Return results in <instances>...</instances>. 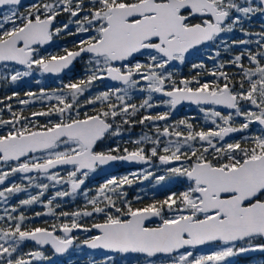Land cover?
I'll list each match as a JSON object with an SVG mask.
<instances>
[{
	"label": "snow or ice",
	"instance_id": "obj_1",
	"mask_svg": "<svg viewBox=\"0 0 264 264\" xmlns=\"http://www.w3.org/2000/svg\"><path fill=\"white\" fill-rule=\"evenodd\" d=\"M62 14L68 15L69 22L57 27ZM257 14L264 17V0H35L27 6L22 0H0V66L8 73H0V79L16 83L37 71L59 75L78 58L88 57L84 77L50 92L25 93L34 99L55 100L56 104L31 116L57 115V121L39 124L13 111L10 104L6 107L11 118H0V128L7 129L0 134V164L8 165L0 170V186L17 174L26 181L0 187L4 205L0 264L51 260L45 246L54 255L72 248L103 251L101 258L91 256L87 264H116L109 253L139 254L145 257L143 264H165L167 258L170 264H234L232 257L264 254V27L258 32L244 27ZM72 24L74 31L69 30ZM235 32L243 38L223 35ZM62 33L79 37L74 47L41 55L40 46ZM213 44L217 45L209 56L216 61L213 69H206L201 61L192 68L204 71L178 81L174 78L169 70L173 62L184 64L188 56ZM234 47L240 51L230 60H217L220 48L230 53ZM226 65L237 71H224ZM204 75L213 79L202 80ZM104 80L121 86H109L81 103L80 97ZM137 93H147L139 104L131 102ZM154 94L164 99L153 103ZM18 95L13 92L5 99ZM183 102L196 105L214 127L197 130L181 119L161 129L156 122H166L171 109ZM19 103L28 105L30 100ZM86 105L92 106V114L85 112L81 118L79 110ZM160 106L169 110L131 120L141 109ZM148 122L155 127V137L145 134L126 142L135 145L131 150L119 143L96 150L110 137L120 136L123 125ZM154 158L158 165H153ZM114 162L149 168L111 176L91 198L83 191L84 209L59 213V217H70V223L26 226L30 218L21 208L43 204L47 212H36V217L56 216L52 205L57 198L79 194L90 173ZM154 167L162 174L151 170ZM56 169H64L66 175ZM41 177L50 183L38 182ZM143 180H154L157 186L187 181V186L182 191L169 188L164 199L133 208L122 189ZM64 184L68 190L55 191L47 202L41 200L49 188ZM29 188L39 191L9 204ZM94 214L103 215V222L90 227L79 222ZM153 218L159 223L149 226ZM93 229L98 234L79 243L72 235L74 230ZM29 241L38 247L24 252ZM206 244L215 250L206 255L188 250ZM157 257L165 259L157 261Z\"/></svg>",
	"mask_w": 264,
	"mask_h": 264
},
{
	"label": "trees",
	"instance_id": "obj_2",
	"mask_svg": "<svg viewBox=\"0 0 264 264\" xmlns=\"http://www.w3.org/2000/svg\"><path fill=\"white\" fill-rule=\"evenodd\" d=\"M59 19H61V21H58ZM68 20V15L67 14H62L60 15L58 18H57V22H55V26H60V24L62 22H65ZM55 38L57 39V42L56 44H60L63 48L64 47H68L69 49H72L74 47V41H76L78 39L77 36H70V35H67L65 33H62L60 36H55ZM75 39V40H74ZM214 46V49L216 50L217 49V45L213 44ZM239 52L238 48H233L232 51L229 53V52H224L223 51V48H220V56L219 57H222V56H226V55H229V54H237ZM201 56V54H200ZM81 60V59H80ZM80 60H78L76 62V65L74 67V72L72 74H65L63 75L61 78H60V83L59 84H56L57 86H60V88L62 87V84H65V83H69V82H75L79 77L82 78L85 76V74L83 75V73L85 72L84 69L86 67V64L82 61V62H79ZM203 63L206 64L208 61H211V59H209V57L207 56H204L203 59H202ZM192 64L193 62H189V61H186L184 64H181L180 67L178 68V71H173L174 72V78L176 79L177 78V81L180 79V78H183V77H192L194 75H196V73L198 71H204V70H201V69H193L192 68ZM230 68V72L229 73H232V72H235L237 71V69H235V67L233 66H229ZM44 77H50L51 79H56L55 77H51L49 75H45L43 74ZM202 79V77H201ZM98 82V81H97ZM96 82V83H97ZM51 83H53V81L51 80L48 85H42V86H38L37 85V90L40 91L41 89H45V90H48L51 86ZM94 84V86L92 87V89L89 91V92H86L84 94V96L80 97V100H81V103H83V101L85 99H87L89 96H92V95H95L97 94L98 92L100 91H104L105 90V87L102 88L101 84L99 83L98 85L97 84ZM9 83H6V80H3V83L1 85V90H0V101H3L2 103H0V114H1V118L3 119H10L11 118V113L8 111L6 105H11V106H14L15 104L18 103V100L21 99V97L25 96V93L31 89V88H34L36 86L37 83H34L31 78L29 77H26V78H23L22 80H20V83H17V84H11V85H8ZM21 89V90H19ZM18 91L17 93L19 94L17 97H13L11 100H8V99H5L6 97H9L11 92H16ZM134 100H138V98H134ZM16 101V102H15ZM43 104L38 106V107H32V106H29V107H26L24 108V110L20 111L23 113L24 116L26 117H29L30 118V114L33 112V111H40V110H47V108L50 106V105H54L56 104V101H51V103H49V105H44V102H42ZM97 107H99V104L96 105ZM88 108V105L84 106V107H81L80 108V116L82 117L83 114L86 112L85 109ZM157 109L154 108V111H156ZM85 111V112H84ZM87 112L89 114L92 113V110H87ZM145 112L148 114L149 112L145 111L144 109H141L140 112L136 113L134 116L131 117V120L132 121H139V119L141 118V116L143 114H145ZM153 113V112H152ZM74 114V113H73ZM52 120H55L58 118L57 115H53L52 117ZM50 119L49 117H37L36 119H34L33 121H37L39 124H44L47 122V120ZM198 120L200 123H202V128H206V125L205 123H203L204 120H202L201 118L198 117ZM118 122H119V118H118ZM150 127V126H148ZM198 129H200V127H198ZM140 130H147L144 125H141L139 123H133L132 125H123L122 127V132H121V135L119 136L120 138L118 140H114L116 141L117 143L120 144L121 148L123 147H128L130 150L132 148H134L132 146V143H126V142H129V141H132L133 137H137V132L140 131ZM3 134V133H1ZM111 145V144H109ZM125 169V168H123ZM141 183V182H140ZM142 184V183H141ZM140 185L139 183H135L133 186H128V185H124V199H126L127 201L131 202V205L133 208H141L143 207L145 204H148V203H151L154 199L156 200H162L164 199L168 194H169V188L171 189V191H178L176 190V187L179 185V184H176V183H172L170 186H167L165 187L163 190H161L159 193H156V194H153V195H137V186ZM33 190H35L33 188ZM51 191V189H49L45 195L43 196V199H45L46 197V194L49 193ZM25 193H20L14 197H12L11 199L13 200H10L11 205L14 204V201L16 198L18 197H22L24 196ZM137 197H139V199H137ZM76 202H66L64 203L63 201H60L59 204H56L54 203L52 205L53 209L54 210H64L65 212H73V211H76V210H82L86 207V204H82V200L81 198L77 197L76 198ZM16 204V202H15ZM119 206H122V205H119ZM4 207L3 204H0V209H2ZM39 207V205H32L31 207L29 208H21L20 211L24 212L25 215H29L28 213V210H33L35 208ZM88 207V210H91V206H87ZM42 209H44V207L42 206ZM0 214H2V211H0ZM29 217V216H28ZM30 219L27 220L25 223H26V226H32V227H47L40 219H33L32 217H29ZM81 220H85V221H82V224L85 225V226H88L90 227L92 223H97L99 221H102L103 220V215H93V217H81ZM85 234H94L93 231L91 232H88V233H85ZM83 234L82 237H86V235ZM23 251H28V249L24 248L23 247ZM119 255V254H118ZM120 256V255H119ZM33 264H37V262L33 261ZM50 264H54V263H50ZM56 264V263H55ZM72 264H87L86 262L85 263H81V262H73ZM264 264V262H263Z\"/></svg>",
	"mask_w": 264,
	"mask_h": 264
},
{
	"label": "rangeland",
	"instance_id": "obj_3",
	"mask_svg": "<svg viewBox=\"0 0 264 264\" xmlns=\"http://www.w3.org/2000/svg\"><path fill=\"white\" fill-rule=\"evenodd\" d=\"M34 2H35V0H33L31 3H34ZM31 3H29V4H31ZM21 10H23V7L21 8ZM58 21H61V19H59ZM68 22L69 21L67 20V21L62 22V23H68ZM69 30L70 31H74L75 30V25L74 24L70 25V29ZM223 35L229 36L231 34H223ZM78 39H79V37H78ZM213 46L214 45H212L211 47H208L207 49H204L203 51L200 52V54H201V56L199 57L200 58V61L203 59L204 56L209 57L210 55H214L215 54V49H214ZM62 49H63V47L60 44H56V45H54V46H52L50 48H46V49L40 48V54L41 55H46L48 53H58V52H61ZM231 58L232 57H230L229 60ZM87 59H85V61H84L85 64H86ZM138 59L143 60L144 57H138ZM223 59H224V57H218L217 58V60L220 61V62H223L224 61ZM210 62L216 63V61H213V60H211ZM198 63H199V61H198ZM180 65H181L180 63H176L174 65V67L171 68V69H169V70L170 71H178V68L180 67ZM226 66L229 67L230 65H226ZM0 73H3V75H8V73L3 72L2 66H0ZM84 74H85V72L83 73V75ZM29 78H31V80L34 83H37L34 88H31V89L28 90V91H31V92H34V93H39L40 92V91H38L36 89L37 88V85L38 86L48 85V83L51 80L53 81V83H51V86L52 87H50L46 91L50 92L53 89H59L60 88V86H57L56 85V84H59L60 83V78L51 79L50 77H44V75L42 73H39L38 71L37 72H33V74L29 76ZM3 80L4 79H0V90H1V85L3 83ZM6 83H9L8 85H11V84L20 83V81H18L16 83H11L10 81H6ZM99 83H101V81H98L96 84L98 85ZM19 90H21V89H19ZM17 92L18 91H16V93ZM12 93L13 92H11L10 96H12ZM146 96H147V93H137V94L133 95V97L131 99V102L132 103L139 104L141 102V100L144 99ZM134 98H138V100H134ZM21 99H28V100H30V103L28 105H21L19 103V100H21ZM21 99L18 100V103L17 104H15L14 106H12V110L13 111L20 112V111L24 110V108L29 107V106L38 107V106H40V105L43 104L42 102H44V105H48L51 102V101H47V100H39V99L30 98V97H27L26 95L23 96V97H21ZM161 99H164V98L161 97V96H159V94H154V96H153V103H156V102L160 101ZM52 101H55V100H52ZM34 102H36V103H34ZM156 109H157L156 111H154V108L148 109V110H145V111H147V112H149L151 114H156V113H159V112H164V111H168L169 110L167 107H164V106L156 107ZM87 110H92V106L91 105H88V108H86L85 111H87ZM171 113H172L171 116L169 117V119L166 122L165 121H158V122H156V124L161 129H163V127L166 124L167 125H175L177 121H179L181 119H187V120H189V122H191L196 127L197 130H199L198 127L202 128V123L199 122L198 117L201 118L202 120H204L203 123H205L206 125H208V126H206V128H204V130H207L208 128L214 127V125L211 124V121L210 120L205 119L204 114L199 111V108L197 106L194 107V108H191V107L185 108V109L182 110L181 113L179 112L180 114H177V112L175 111V109H171ZM145 114H147V113L145 112ZM145 114H143V115H145ZM0 118H1V114H0ZM30 118H31L30 120H34L37 117H32L31 114H30ZM148 126H150V127H148ZM144 127L147 130H140V131H138L137 132V137H133L132 141L139 139L140 137L144 136L145 134H147L149 136L155 137V135H156L155 127H154V125L151 122H148L147 125H144ZM253 127L255 128L254 125H253ZM181 130H183L182 126H181ZM6 131H7V129L0 128V134L1 133H4ZM235 138L236 139H239L240 137L238 135ZM163 139H165V138H162V140ZM171 139L176 140L177 138L176 137H171ZM132 146L135 147L134 144H132ZM147 146L150 147L151 145H147ZM162 147H163V143L161 144V148ZM153 165H158V163H155ZM145 168H149V165L148 166H144L142 168H139L137 170H133L132 172L138 171V170H141V169H145ZM151 170L155 171L157 174H162V170L160 168H158V167H154ZM132 172H129V173H132ZM129 173H125L123 175H127ZM91 175H93V174H90V176ZM38 182H41V183H50L49 181H47L44 178L43 179H40ZM103 182H104V180L100 184H102ZM137 182H141L142 183V184L139 183L140 185L137 186V189H138L137 195H139V196L140 195H143V194H145V195H153V194L159 193L165 187L170 186L172 184V183H169L166 186H157L155 184V181L154 180H143V181H137ZM185 182H187V181H185ZM185 182L183 184H179L180 186H182L179 191H182V190H184V188H186L187 183H185ZM100 184L98 185V187L100 186ZM133 185H134V183L131 186H133ZM98 187L91 188V189H89V188L83 189L82 191L79 192V194H76L74 196H69L68 198L71 199V200H73L74 198L79 197V198H81V200L83 202L82 204H86V198L83 195V191H87L88 198H91L92 196H95L97 194L96 193V189ZM49 189H51V191L53 193H55V191H57V190H68V185L67 184L57 185L55 188H49ZM38 191H39V189H38ZM122 191L124 192V187H123ZM32 192L33 191H28L26 193L23 192L25 194H24V196L21 197V199L27 198V196L29 194H32ZM51 196H53V195H48L47 196V200ZM65 198H67V197H64L62 199H65ZM37 205H39V207H41L43 204H37ZM85 235H86V237H89L90 236L89 234H85ZM188 250L193 251L194 255H201V254H205L206 255V254H209L211 251L215 250V247L213 245H211V246H204V247L195 248V249H188ZM25 252H27V251H25ZM103 255H104V253L94 252L92 250L85 249V248L82 249V250H78L76 248H72V249L69 250V255H67L66 258H64V259H61L62 258L61 256H59L60 257L59 258L58 256H55L54 255V256H49V257H51V260H47V261H36V262H37V264H50V263H54V264L55 263L56 264H72L73 262H81V263H85L86 262L87 263L89 257L95 256L96 258H101ZM109 255L114 256L115 261H116V264H137V261H139V264H143V262L145 260V257L142 256V255H126V256H121L119 254L120 255L119 256L116 253H109ZM156 259H157V261H159V260L165 259V258H163V257H157ZM230 259L232 261H234V257H232ZM165 264H170V258H167L165 260ZM245 264H256V262L251 261V262H247Z\"/></svg>",
	"mask_w": 264,
	"mask_h": 264
},
{
	"label": "flooded vegetation",
	"instance_id": "obj_4",
	"mask_svg": "<svg viewBox=\"0 0 264 264\" xmlns=\"http://www.w3.org/2000/svg\"><path fill=\"white\" fill-rule=\"evenodd\" d=\"M244 27L245 28H247L248 30H250V31H252V32H258V31H260L261 29H262V27H264V17H262V16H260L259 14H257L256 16H254V17H252V19H251V21L250 22H247V23H245V25H244ZM232 39H240V38H243L242 36H241V34L239 33V32H235V33H232L231 35H229ZM253 39H255V37H253ZM212 46V45H211ZM210 46V47H211ZM251 48H252V50L253 51H255L256 50V48H255V45H251L250 46ZM208 48V47H207ZM205 48H201V50H200V52L201 51H203ZM238 50L240 51V49L238 48ZM200 52L199 53H194L193 55H191V56H188L187 58H186V61H189V62H193V64L194 63H198V61L200 60ZM88 57H87V55H85L81 60L80 59H77L75 62H74V67H75V65H76V62L78 61V60H80L79 62H84L85 61V59H87ZM198 59V60H197ZM185 61V62H186ZM85 63V62H84ZM176 63H179V62H174L173 64L175 65ZM245 63H247V60H245ZM74 67H73V69H72V71H70V72H68V74H72L73 72H74ZM225 71H227L228 72V69L227 68H225ZM63 76V75H62ZM62 76H51V77H55V78H61ZM176 80H177V78H176ZM101 86H102V88L103 87H105V89H107L109 86H116V87H120L121 85H119L118 83L117 84H111V83H108L106 80H104V82L103 81H101ZM37 102V101H36ZM36 102H34V103H36ZM51 103V102H50ZM49 105V104H48ZM188 107H191V108H194V107H196V105H194V106H192V105H189V106H185V107H183V108H181V109H179V110H175L176 112H177V114H180L181 112H182V110L183 109H185V108H188ZM218 110H221V111H225L226 112V110L225 109H218ZM89 111V110H88ZM87 112V111H86ZM180 112V113H179ZM92 114V113H91ZM83 116H84V114H83ZM83 116L81 117V118H83ZM51 120H52V118H50ZM59 119V117L57 118V119H55V120H52V121H57ZM48 121H49V119L47 120V122L46 123H48ZM46 123H44V124H46ZM120 137L119 136H116V137H110L107 141H105V143L104 144H102V145H98L97 146V151H100V150H102V149H105L106 150V147L107 146H115L116 144H117V142L116 141H114L115 139L116 140H118ZM109 144H111V145H109ZM60 150H63V145H61V147H60ZM37 155H41V154H37ZM155 163H159L158 162V160H156L155 158L153 159V164H155ZM114 165L115 166H117L118 167V170H122L123 168H125L126 169V167H124L123 165H122V162H115L114 163ZM145 166H148V165H145ZM7 168H8V165H4V164H0V170H7ZM56 171H59L60 173H61V175H66V172H65V170L64 169H56ZM101 172H102V169H98L95 173H90V174H93V175H89V177L86 179V184H85V186L83 187V188H81V191L83 190V189H87V188H89V189H91V188H96V187H98V185L103 181V178H104V176H102L101 175ZM30 175H35V174H30ZM40 179H43V177H41ZM12 182H15V183H21V184H26V181H22L21 180V176H20V174H17V175H15V176H12V177H10L9 179H8V181H6V183H5V185H3V186H0V187H4V186H8V184H10V183H12ZM135 183H140V182H134V184ZM185 183H187V182H185ZM182 186H180V185H178L177 187H176V190H180V188H181ZM35 190H33V188H29L28 189V191H33L32 192V194L31 195H35V194H37V192H38V189H36V188H34ZM49 194H46V197H45V199H43V197L41 198V200L42 201H44V202H47V196H48ZM77 198V197H76ZM76 198H74L73 200H71V199H69L68 197L67 198H65V199H60V198H57L54 202H53V204L54 203H57V204H59L60 203V201H63L64 203H66V202H68V201H70V202H76ZM21 199V197H18V198H16L15 199V201H14V204L13 205H15V202H16V204L18 203V201ZM10 200H13V199H10ZM9 203H11V201H9ZM36 205V204H35ZM43 206V205H42ZM42 206L41 207H37V208H35V209H33L32 211L31 210H28V213H29V217H32L33 219H40L47 227H50L52 224H59V223H61V222H69L70 223V220H71V218L70 217H68V218H65V217H59V213L60 212H65L64 210H54L56 213H57V215L56 216H53V215H41V216H39V217H36L35 216V213L36 212H41V213H46L47 212V209L46 208H44V209H42ZM70 213V212H69ZM83 218V217H82ZM103 219H104V217H103ZM82 221H85V220H81L80 219V223L82 224ZM99 222H103V220L102 221H99ZM86 232H83V231H78V232H73L72 233V235L73 236H76V237H78V241H77V243H79V241H82V240H84V239H86V238H88V237H82V235L83 234H85ZM88 233V232H87ZM57 235H62V233H59V232H57L56 233ZM90 236H92V234H90ZM212 244H209V245H207V246H211ZM38 246H36L34 243H32V242H26L25 243V245H24V248H26V249H28V250H33V249H35V248H37ZM44 251H45V254H47V256H54V254H53V252H52V250H51V248H50V246H45L44 247V249H43ZM67 255H69V252H67V253H65L64 255H55V256H61L62 258L61 259H64V258H66V256ZM60 258V257H59ZM251 261H254V262H256V264H263V262H264V254H261V253H256V254H254V255H252V256H237V257H234V264H245V263H247V262H251Z\"/></svg>",
	"mask_w": 264,
	"mask_h": 264
},
{
	"label": "water",
	"instance_id": "obj_5",
	"mask_svg": "<svg viewBox=\"0 0 264 264\" xmlns=\"http://www.w3.org/2000/svg\"><path fill=\"white\" fill-rule=\"evenodd\" d=\"M30 1H32V0H22V5H25V4H27L28 2H30ZM55 43H56V39L53 38V40H52L49 44H47V45H43V46H40V47H42V48H48V47L53 46ZM74 62H75V61H74ZM173 63H174V62H173ZM73 67H74V63H73V66H72L69 70H65L64 72L60 73L59 75H54V74H48V75H51V76H61V75H64V74H66V73L72 71ZM106 81H107L108 83H111V84H117L116 82H112V81H110V80H106ZM189 105H192V104H190V103H188V102H183V103L177 105V107L175 108V110H179V109H181V108H183V107H185V106H189ZM192 106H194V105H192ZM254 126H255V125H254ZM255 127H256V126H255ZM236 135H237V134H235V136H236ZM114 163H115V162H114ZM114 163H113L112 165H110V166H106L105 168H103V169H102V172H101V175H102V176H108V175H111V174L115 173L116 171H118V167L115 166ZM122 165H123L124 167H137V166H142V165H144V164L122 162ZM85 184H86V181H85ZM85 184L82 185L81 188H83V187L85 186ZM157 223H159V221H158L157 219L153 218V220L149 223V226H155ZM78 231H80V230H74L73 232H78ZM92 231L94 232V235H97V234H98L97 231H96L95 229H93ZM29 242H30V241H29ZM32 243H34V242H32ZM206 245H209V244H206ZM206 245H200V246H197V247L206 246ZM85 249H87V248H85ZM89 250H90V249H89ZM92 251H93V250H92ZM181 251H183V249H182ZM95 252L103 253L102 250H96ZM256 253H258V252L245 253V254H242L241 256H252V255H254V254H256ZM63 255H64V254H63ZM128 255H139V254H128Z\"/></svg>",
	"mask_w": 264,
	"mask_h": 264
},
{
	"label": "built area",
	"instance_id": "obj_6",
	"mask_svg": "<svg viewBox=\"0 0 264 264\" xmlns=\"http://www.w3.org/2000/svg\"><path fill=\"white\" fill-rule=\"evenodd\" d=\"M137 170V169H136ZM133 170H131V171H127V172H125V173H129V172H132ZM125 173H123V174H125ZM123 174H121V175H117V174H114V175H112V176H117V177H119V176H122ZM111 177V176H110ZM109 177V178H110Z\"/></svg>",
	"mask_w": 264,
	"mask_h": 264
}]
</instances>
